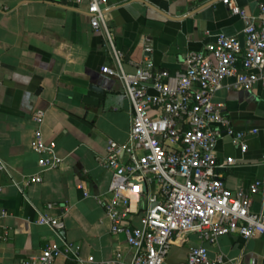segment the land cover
Listing matches in <instances>:
<instances>
[{"label": "crops", "instance_id": "0c3cea01", "mask_svg": "<svg viewBox=\"0 0 264 264\" xmlns=\"http://www.w3.org/2000/svg\"><path fill=\"white\" fill-rule=\"evenodd\" d=\"M236 1L255 16L264 3ZM85 7L61 0H0V159L6 165L0 168V264H30L49 241L62 240L71 249L53 264H103L117 251L127 264L132 256L124 236L110 232L101 202L112 175L104 161L107 141L127 140L132 108L121 82L102 71L115 62ZM106 10L127 72L147 58L158 69H182L188 50H205L218 33L239 35L244 25L221 0H108ZM145 44L150 52L143 50ZM90 84L104 89L98 104L83 101ZM213 100L223 103L234 128L257 129L247 135L244 153L229 136L217 141L219 162L235 158L219 169L223 180L232 189L264 182V88L224 86ZM38 109L45 113V140L63 160L42 171L41 181L24 184V175L39 170L40 156L30 144ZM251 208L264 211V195L254 194ZM42 211L63 221L59 236L36 222ZM198 244L210 257L232 259L229 264H264V235L244 238L236 231L212 244L196 233L175 234L163 264H185L189 248Z\"/></svg>", "mask_w": 264, "mask_h": 264}, {"label": "built area", "instance_id": "2783aa9c", "mask_svg": "<svg viewBox=\"0 0 264 264\" xmlns=\"http://www.w3.org/2000/svg\"><path fill=\"white\" fill-rule=\"evenodd\" d=\"M61 1L76 8L85 3L90 26L103 34L115 62L114 67L106 65L102 71L121 82L122 94L131 104L127 140L107 141L104 161L112 175L101 199L110 232L122 234L132 250L127 264H163L178 233H196L211 244L232 231L244 238L264 235V211L251 208L253 195H264V182L257 179L247 188L228 187L219 169L235 163V158L219 162L215 154V145L224 136L244 153L247 135L257 129L234 128L223 103L213 100L214 93L224 86L251 90L258 84L264 88V3L255 16L236 0H221L244 23L243 46L238 35L218 33L205 50H188L182 69H158L147 58L127 72L107 22L108 0ZM143 50L150 52L151 46L145 44ZM231 77L233 81L226 85L225 80ZM44 115V110L38 109L32 116L35 128L30 144L40 156L39 170L24 175V184L41 181L42 171L58 167L63 160L54 144L45 140ZM0 168H6L1 159ZM36 222L58 236L63 227L59 217L46 211L38 213ZM70 249L67 241H49L29 263L53 264ZM230 262L232 259L221 254L210 257L208 248L198 244L189 248L185 264ZM103 264H123L122 252H115Z\"/></svg>", "mask_w": 264, "mask_h": 264}, {"label": "water", "instance_id": "95a60500", "mask_svg": "<svg viewBox=\"0 0 264 264\" xmlns=\"http://www.w3.org/2000/svg\"><path fill=\"white\" fill-rule=\"evenodd\" d=\"M241 45L243 46V37L244 34L241 33L238 35ZM104 89L100 86L90 84L88 85V90L83 97V101L91 104H98V102L104 97Z\"/></svg>", "mask_w": 264, "mask_h": 264}]
</instances>
